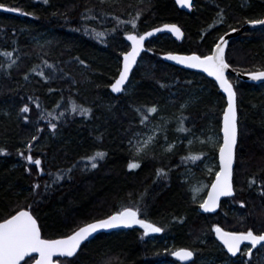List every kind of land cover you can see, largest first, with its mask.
Segmentation results:
<instances>
[{
	"label": "trees",
	"instance_id": "1",
	"mask_svg": "<svg viewBox=\"0 0 264 264\" xmlns=\"http://www.w3.org/2000/svg\"><path fill=\"white\" fill-rule=\"evenodd\" d=\"M0 4L31 13L0 12V149L7 153L0 155V222L28 210L43 238L60 239L130 207L163 229L149 233L153 236H145L144 229L99 235L73 259H60L65 264H179L172 253L181 248L194 252L191 264H213L210 260H232L214 239L215 227L264 233V84L229 75L236 83L239 129L235 196L223 200L217 214L204 215L184 181L194 161L181 157L217 163V147L196 141L186 148L185 143L190 137L205 140L210 130L220 135L226 101L210 79L161 58L168 53L210 55L231 29L263 19L264 0H193L192 13L179 10L174 0ZM138 13L133 29L129 21ZM166 24L179 25L184 41L168 35L150 41L126 88L130 92L114 96L109 88L129 50L127 35ZM226 61L242 74L264 70V28L245 30L231 40ZM73 102L90 114L81 115L79 108L73 113ZM25 106L27 113L21 111ZM153 106L157 111L148 113ZM141 114L148 116L143 124ZM182 117L187 119L181 124ZM151 122L167 124L157 141L137 155L133 141ZM181 126L189 131H178ZM173 142L179 145L166 151ZM97 151L106 155L92 169L86 158ZM21 152L39 159L40 166L29 164ZM136 162L140 167L129 169ZM158 169L166 175L158 176ZM247 264H264V246Z\"/></svg>",
	"mask_w": 264,
	"mask_h": 264
},
{
	"label": "snow or ice",
	"instance_id": "2",
	"mask_svg": "<svg viewBox=\"0 0 264 264\" xmlns=\"http://www.w3.org/2000/svg\"><path fill=\"white\" fill-rule=\"evenodd\" d=\"M45 4L48 3V0H43ZM105 2V0H101ZM178 4L182 7L191 8V0H176ZM0 8H3L8 12H16L23 15H31V13L23 12L20 8L17 7H5L3 4H0ZM140 13L137 14L129 23H131L132 28L137 27L136 21L139 19ZM220 20L223 22L222 12L219 14ZM247 23L256 26L264 25V19H253L248 20ZM164 28L169 31L175 32L178 36L180 35V29L174 25H164ZM156 32L161 31L160 28L155 29ZM231 31L235 32L237 29L233 28ZM98 36L103 34L97 33ZM153 32L149 31L144 34H128L127 40L131 41V50L123 54V69L119 74V78L111 85V91L113 93H122L125 92V84L128 81L129 73L132 71L133 66L137 63V57L144 50L145 40L148 37H151ZM228 41L224 39L223 36L219 38V43L215 45V50L210 55L201 57L200 55H188V56H178L173 54H168V60H174L179 64H183L188 68L200 69L203 72L207 73L208 76L214 77L218 82L219 87L227 94V109L224 111L223 115V142L218 143L216 138L209 136L207 141H201V143H210L218 147L219 153V171L215 173V180L211 183L210 190L207 192V198L203 199L199 204V207L203 209L204 212H213L216 210L221 197H231L234 195L232 175H233V163L235 159V148L237 145L238 138V116H237V94L234 91L233 84L226 77V69L229 68V64L225 60V46H227ZM6 56H10V53H3ZM14 63V61H13ZM83 63V61H81ZM52 67V65H48ZM38 75L44 77L43 72L38 73ZM250 79L253 81H264V70H257L255 72L248 73ZM27 79V76L25 77ZM47 79V77H46ZM59 106V105H58ZM79 112L81 115L90 114L91 110L87 108H81L76 105L74 102L72 104V112ZM22 112L27 113L29 108L27 106L21 109ZM137 112H140V109H136ZM157 108L155 106L148 108V113H155ZM63 115V113H61ZM187 117H182L181 124L183 120ZM148 120V116L141 114V124L145 123ZM53 129L56 128L55 124H51ZM178 131L184 132L189 131L188 129L183 128L182 126L177 129ZM33 140L36 139L35 136L32 137ZM154 137H149L148 140L140 142L136 146V154L141 155L145 153L146 148L152 142ZM131 142V141H130ZM192 141L189 140V144ZM169 146L168 151L171 150ZM32 145H28V151L31 152ZM7 153L0 149V155H6ZM21 156H24V153H20ZM106 155L105 152L97 151L94 155L87 157V164H90L92 169L97 168L96 160L103 159ZM201 155H206L202 153ZM26 161L29 164H34L37 167L40 166L41 161L39 159H33L31 155L24 156ZM201 156H189L181 157L182 161L191 159L196 161L200 159ZM129 169L139 168L140 163H130L128 165ZM71 171V169H69ZM209 172L212 171L211 168L208 169ZM158 176L163 173L162 169L157 170ZM255 183V180L251 181ZM34 187L38 188L39 185ZM47 188V185H45ZM207 185H201L199 188L191 189L194 193L193 200L196 199V194L203 191ZM261 195H264V190L261 191ZM243 207V204H241ZM133 225H139L140 228L144 229V235L149 233H160L163 229L159 226H156L153 223L145 219L139 218V209H133L130 207H125L121 211L108 216L105 219H100L92 223H87L82 227H79L78 230L74 231L73 234L60 239H48L43 238L41 234V228L37 223V219L34 218V215L28 210H19L10 218L4 219L3 222H0V264H21L24 261V264H30L29 261H25L26 257L34 259L35 264H65V261L54 260L56 258H71L77 256L78 250L81 249V244L84 241H87L94 233L99 230L115 229L119 227H132ZM214 232L216 233L217 238L222 242L224 247L227 249V252L231 256H237V253H241V257L248 256L251 258L252 249H255L257 245H261L264 242V233H254L252 230L247 232H229L224 231L220 227H215ZM247 241L250 243L251 248H246L241 252V243ZM38 254V259L33 257L32 254ZM180 261L191 260L194 253L191 250L181 248L172 253ZM66 264H73L71 260H68ZM241 264L244 262L241 260Z\"/></svg>",
	"mask_w": 264,
	"mask_h": 264
},
{
	"label": "water",
	"instance_id": "3",
	"mask_svg": "<svg viewBox=\"0 0 264 264\" xmlns=\"http://www.w3.org/2000/svg\"><path fill=\"white\" fill-rule=\"evenodd\" d=\"M174 3L176 4L177 8H178L179 10H181V11H185L186 13H192V11H193V0H191V4H192V7H191V8H188V7H186V6H185V7H182L180 4H178V3L176 2V0H174ZM0 12H5V10H4L3 8H0ZM168 25H171V24H168ZM174 25H176V26L180 29V35H179V36H178L175 32L169 31L168 29L164 28V25H163V26H160V27H157V28H160V29H161V31H159V32H156V31H155V29H157V28L150 30L151 32H153V35H152L151 37H148V38L145 40L144 50H143V51L140 53V55L137 57V63L133 66L132 71L129 73L128 81L126 82V84H125V86H124L125 88L128 86V84H129V82H130V79H131V76H132L134 70L136 69V67H137V65H138V63H139V61L142 59L143 55L147 52V45L149 44L150 41H152V40H154V39H156V38H158L159 36H162V35H170V36L173 38V40H175V41H177V42H179V43H182V42L184 41V39H185V34H184L182 28H181L179 25H177V24H174ZM263 26H264V25H256V26H253V25L247 23V24L245 25V27H242L241 29H239V30H237V31H235V32L230 31V32L226 33V34L223 36L224 39L228 41L227 46H225V60H226V52H227V49H228V46H229V43H230L231 40L240 37V36L243 34V32H244L245 30H248V29H254V28H259V27H263ZM147 32H149V31H147ZM147 32H145V33H147ZM127 42H128V44L130 45V49L128 50V51H130V50H131V41L127 40ZM218 43H219V41H218ZM214 50H215V47H214V49H213L212 52H214ZM168 54H172V53H168ZM168 54H164V55H162V57H161L164 63L169 64V65H172V66H175V67H177V68H179V69H182V70H186V71H189V72H196V73H200V74L205 75L208 79H211L212 81H214V82L217 84L218 88L220 89V92L222 93V95L225 97V99H226V101H227V94L224 93L223 90L219 87V84H218V82L215 80L214 77H210V76H208L207 73L203 72V71L200 70V69L188 68V67H186V66L183 65V64H179V63H177V62L174 61V60H168V59L166 58ZM211 54H212V53H211ZM173 55H178V56H188V55H181V54H173ZM191 55H193V54H191ZM196 55H197V54H196ZM226 62H227V61H226ZM122 69H123V57H122V62H121V71H122ZM121 71H120V72H121ZM119 74H120V73H119ZM225 75H226L227 78H228L229 75L236 76V77H238L242 82H246V83H250V84H256V85H258V84H262V83H264V81H253V80L250 79V76H249L248 74H240V73L234 71L230 66H229L228 69H226ZM118 78H119V76H118ZM118 78H117V79H118ZM114 82H115V81H114ZM233 88H234V85H233ZM109 90H110V92H111L114 96H117V97L123 94V92H122V93H113V92L111 91V87L109 88ZM234 91H235V89H234ZM226 109H227V108H226ZM237 116H238V111H237ZM222 133H223V129H222ZM237 141H238V138H237ZM218 162H219V155H218ZM234 162H235V159H234ZM233 169H234V163H233ZM214 180H215V179H214ZM213 182H214V181H213ZM232 183H233V175H232ZM233 189H234V185H233ZM209 190H210V188H209ZM234 196H235V191H234V195L231 196V197H221V198H220V201H219V204H218V206H217V208H216L215 211H213V212H204L203 209H201V213L204 214V215H215V214H217L218 211H219L220 208H221V203H222V201L225 200V199L233 198ZM206 198H207V196H206ZM34 218H35V217H34ZM37 223H38V225H39L38 220H37ZM39 226H40V225H39ZM220 228H221V227H220ZM135 229H142V228H140L139 225H133L132 227H119V228H115V229L99 230L98 232L94 233L91 237H89V239H88L87 241H84V242L81 244V248H82L85 244L91 242L96 236H99V235H102V234H111V233H115V232H119V231H132V230H135ZM221 229H222V228H221ZM222 230H223V229H222ZM224 231H225V230H224ZM41 234H42V233H41ZM213 234H214V239L218 242V244H219L222 248H224L225 252H226L231 258L235 259V258H237V257L240 255V253H237V256H235V257L231 256V254L227 252V249L224 247V245L222 244V242L217 238L216 233H215L214 231H213ZM263 245H264V242H262L261 245H257V247H256L255 249H252V250H257V249L261 248ZM246 246H251V245H250V243L247 242V241L242 242V243H241V251H242V249H243L244 247H246ZM80 250H81V249H80ZM80 250H78V253H79ZM188 250H189V249H188ZM78 253H77V255H78ZM32 256L35 257V258H37V259L39 258V257H38V254H35V253L32 254ZM75 257H76V256H75ZM73 258H74V257H71V258H66V257H65V258H56V257H54V260H56V259H73ZM28 259H31V258H30V257H26V258H25V261H27ZM172 259H173L175 262L180 263V264H191V263H193V261L195 260V254L193 255L192 259H191V260H188V261H180V260H179L178 258H176L173 254H172ZM23 263H24V261L21 262V264H23ZM31 264H35V261H34L33 263H31Z\"/></svg>",
	"mask_w": 264,
	"mask_h": 264
},
{
	"label": "rangeland",
	"instance_id": "4",
	"mask_svg": "<svg viewBox=\"0 0 264 264\" xmlns=\"http://www.w3.org/2000/svg\"><path fill=\"white\" fill-rule=\"evenodd\" d=\"M233 85H236V83H233ZM130 90H131V88H128L125 91V93H129ZM165 124H167V122H165V123L151 122L150 124H148V126L146 127V130L143 133L137 135L136 138L134 139L133 146L135 147V149H136V146H138V144L140 142L148 140L149 137H154V139L148 145V147L153 145L157 141V137L162 132V129L165 126ZM209 136L216 138L218 143H222L221 133H220V135H218L216 132H213L212 130H210V132H209V134L205 140H203L200 137L198 139L190 137V138H187L185 146H186V148H188L189 146H191L196 141H199V142L207 141V138ZM189 140L192 141L191 144H189ZM208 144L212 148L217 147L213 144H210V143H208ZM170 145L173 146V147H171V150H170V151H172L179 144H176L173 142V143L166 145V147H165L166 151H168L167 149H169ZM217 156H218V147H217ZM209 168L212 169L211 172L208 171ZM217 171H219L218 159H217V163H215L213 158H207V157H202L199 160L194 161L192 163V165L186 169L185 174H184V181L189 182L190 190L193 188H199L201 185H207V187H205L203 189V191L196 194L195 201L199 202V204L202 202L203 199H206L207 192L209 191L211 183L214 181L215 173ZM191 194H192V198H193L194 193L192 190H191ZM148 235L153 236L152 234H148ZM246 248H251V247H244L241 252H243ZM256 252L257 251H252V254H254ZM251 258H252V256H251ZM249 259L250 258L246 255L241 257V253H240V255L236 259L223 260V261L210 260V262H212L213 264H235V263H239L242 260L245 264H247Z\"/></svg>",
	"mask_w": 264,
	"mask_h": 264
},
{
	"label": "bare ground",
	"instance_id": "5",
	"mask_svg": "<svg viewBox=\"0 0 264 264\" xmlns=\"http://www.w3.org/2000/svg\"><path fill=\"white\" fill-rule=\"evenodd\" d=\"M6 12V11H5ZM185 12V11H184ZM263 19H264V17H263ZM262 28H264V26L263 27H259V28H254V29H248V30H257V29H262ZM184 32V31H183ZM144 34V33H143ZM185 34V33H184ZM134 35H137V34H134ZM168 36H170V35H168ZM171 37V36H170ZM172 38V37H171ZM173 39V38H172ZM126 41H127V39H126ZM175 41V40H174ZM177 42V41H176ZM179 43V42H178ZM127 44H128V42H127ZM129 45V44H128ZM129 49H130V45H129ZM128 52V51H127ZM126 53V52H125ZM122 57H123V55H122ZM122 57H121V62H122ZM141 61V60H140ZM139 61V62H140ZM138 65H139V63H138ZM138 65H137V67H138ZM136 67V68H137ZM120 71H121V69H120ZM135 71V70H134ZM186 71V70H185ZM120 73V72H119ZM194 73H196V72H194ZM198 74H200V73H198ZM240 74H242V73H240ZM201 75H203V74H201ZM119 76V75H118ZM203 76H205V75H203ZM233 76V75H232ZM206 77V76H205ZM118 78V77H117ZM116 78V79H117ZM207 78V77H206ZM238 78V77H237ZM228 79H229V76H228ZM239 79V78H238ZM131 80V79H130ZM211 80V79H210ZM240 80V79H239ZM212 81V80H211ZM230 81V80H229ZM214 82V81H213ZM114 83V82H113ZM130 83V82H129ZM215 83V82H214ZM246 83V82H245ZM216 84V83H215ZM248 84H250V83H248ZM262 84H264V83H262ZM129 85V84H128ZM252 85H256V84H252ZM258 85H260V84H258ZM216 86H217V84H216ZM111 87V86H110ZM128 87V86H127ZM126 87V88H127ZM218 87V86H217ZM125 88V89H126ZM219 89V88H218ZM235 89V88H234ZM219 91H220V89H219ZM125 92H123V94H124ZM222 94V93H221ZM225 98V97H224ZM225 101H226V99H225ZM226 108H227V101H226V107H225V109H224V111L226 110ZM238 111V110H237ZM223 115H224V112H223ZM223 115H222V120H221V137H222V142H223V133H222V129H223ZM238 138H239V129H238ZM222 144V143H221ZM237 145H238V141H237ZM237 145H236V148H237ZM236 148H235V159H236ZM218 155H219V153H218ZM217 159H218V156H217ZM218 165H219V162H218ZM234 169H235V162H234ZM234 169H233V174H234ZM215 179V178H214ZM230 232V231H229ZM97 237V236H96ZM65 238V237H64ZM218 243V242H217ZM264 246V245H263ZM223 250H224V248H223ZM225 251V250H224ZM194 253V252H193ZM227 254V253H226ZM228 255V254H227ZM228 257L229 258H231L229 255H228ZM231 259H233V258H231ZM236 259V258H235ZM180 264V263H179Z\"/></svg>",
	"mask_w": 264,
	"mask_h": 264
}]
</instances>
